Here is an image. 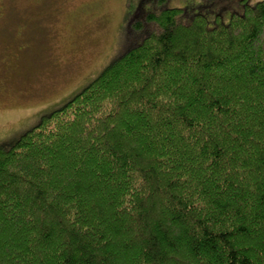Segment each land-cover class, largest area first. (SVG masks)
<instances>
[{
  "label": "trees",
  "instance_id": "obj_1",
  "mask_svg": "<svg viewBox=\"0 0 264 264\" xmlns=\"http://www.w3.org/2000/svg\"><path fill=\"white\" fill-rule=\"evenodd\" d=\"M182 8L0 140V264H264V0Z\"/></svg>",
  "mask_w": 264,
  "mask_h": 264
},
{
  "label": "rangeland",
  "instance_id": "obj_2",
  "mask_svg": "<svg viewBox=\"0 0 264 264\" xmlns=\"http://www.w3.org/2000/svg\"><path fill=\"white\" fill-rule=\"evenodd\" d=\"M259 0H247L255 4ZM242 0H12L0 19V140L32 126L78 92L133 41L162 8L228 22Z\"/></svg>",
  "mask_w": 264,
  "mask_h": 264
},
{
  "label": "flooded vegetation",
  "instance_id": "obj_3",
  "mask_svg": "<svg viewBox=\"0 0 264 264\" xmlns=\"http://www.w3.org/2000/svg\"><path fill=\"white\" fill-rule=\"evenodd\" d=\"M10 1L12 0H0V19H2L10 10ZM9 6V10H8Z\"/></svg>",
  "mask_w": 264,
  "mask_h": 264
}]
</instances>
